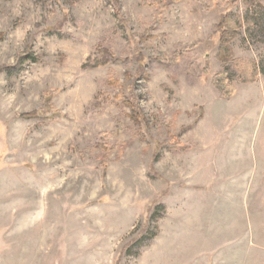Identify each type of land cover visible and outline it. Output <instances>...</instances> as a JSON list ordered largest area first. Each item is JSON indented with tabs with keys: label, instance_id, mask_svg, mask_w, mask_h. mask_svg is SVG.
Listing matches in <instances>:
<instances>
[{
	"label": "rangeland",
	"instance_id": "rangeland-1",
	"mask_svg": "<svg viewBox=\"0 0 264 264\" xmlns=\"http://www.w3.org/2000/svg\"><path fill=\"white\" fill-rule=\"evenodd\" d=\"M157 3L0 0V264H264V75L221 92L228 12L199 0L142 40ZM261 8L233 10L245 63Z\"/></svg>",
	"mask_w": 264,
	"mask_h": 264
},
{
	"label": "trees",
	"instance_id": "trees-1",
	"mask_svg": "<svg viewBox=\"0 0 264 264\" xmlns=\"http://www.w3.org/2000/svg\"><path fill=\"white\" fill-rule=\"evenodd\" d=\"M183 0H158L159 10L157 16L155 17V21L151 27H149L145 34L142 36V40L151 39L154 37L152 32L160 25L161 23V12L162 10L168 8L171 3L181 2ZM202 9L210 10L215 7L222 8L226 10L228 13L224 14L219 23L215 26V33L219 35V48L217 53V59L223 65V69L221 72L217 73L215 76V84L220 88L221 92L224 95H231L234 92V89L231 85L224 84L222 85L218 83V81H228V79L236 73L244 72L248 80L254 78V76L258 71L264 75V64H255V62H247L245 63L243 60L235 59L233 55L232 48L230 46L231 38L236 35V33L241 30L244 26V22L242 18L235 16L233 10L236 8L239 0H199ZM264 13V8H261ZM120 20L122 21V15L118 14ZM199 43L193 44L191 46H186L177 50L172 58H168L167 55H161L159 57H150L149 60L157 61L159 63H176L183 55H187L192 49L197 47ZM120 60V59H119ZM96 65H101L98 61ZM209 66L206 65L203 69L204 73L209 72ZM244 69V71H242ZM226 88L225 90H223ZM36 115V114H35ZM162 209H165V206H161Z\"/></svg>",
	"mask_w": 264,
	"mask_h": 264
}]
</instances>
